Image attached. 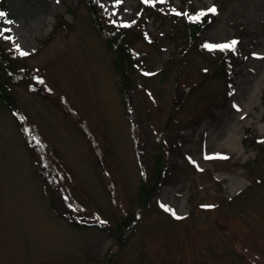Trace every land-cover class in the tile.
Here are the masks:
<instances>
[{
	"label": "rangeland",
	"instance_id": "374dc122",
	"mask_svg": "<svg viewBox=\"0 0 264 264\" xmlns=\"http://www.w3.org/2000/svg\"><path fill=\"white\" fill-rule=\"evenodd\" d=\"M95 1L139 36L129 111L84 3L3 0L0 43L28 75L11 96L45 146L30 148L0 101V264H264V0ZM212 6L180 58L186 16L173 10ZM232 40L226 76L201 77L217 53L203 45ZM160 132L165 169L142 206Z\"/></svg>",
	"mask_w": 264,
	"mask_h": 264
},
{
	"label": "trees",
	"instance_id": "16d2710c",
	"mask_svg": "<svg viewBox=\"0 0 264 264\" xmlns=\"http://www.w3.org/2000/svg\"><path fill=\"white\" fill-rule=\"evenodd\" d=\"M84 3L89 10L90 17L95 26L100 30L103 36V41L106 49L109 51L111 55L112 66L117 75V86L118 90L123 98V103L126 111H129L131 108L130 100L128 97V89L132 85V74L133 70L131 66L136 64V60L138 57H141L140 52H137L133 49V43L139 36H137L135 32V28L130 25L129 27L119 28L110 24L102 15L101 11L97 7V3L95 0H79ZM0 8L4 10L3 0L0 2ZM191 16H195L197 12L190 13L187 12ZM212 15L208 13L207 15L200 17L198 20H189L186 18V22L184 23V28L186 31L184 47H180L177 45L179 57L183 58L186 53V49L190 46H195V42L197 41L198 36L202 29L206 28L207 24L210 22ZM217 53L211 57V63L206 68L201 69V77L211 78L215 75L226 76V73L229 71L230 66H232L231 56L232 51H220L216 50ZM209 70V71H208ZM27 78L28 75L23 68H18L16 65V60L14 59L13 52L9 47L2 46L0 43V101L5 105V107L11 112V114L16 118L18 123L21 126L22 133L29 144V147L32 148L31 144H38L42 147L45 146V142L42 137L37 133V130L34 126H31L27 123V119L25 115L17 108L14 100L11 96V85L18 83L20 80ZM164 133L160 132L156 134V145H157V155L154 156V168L146 175L143 170H140V192H139V200L141 201V205L143 206L146 203L151 194L156 192V184L161 182V175L164 172L163 165V155L166 152L165 142H164ZM31 143V144H30ZM40 156L45 157L42 152H38ZM39 165V164H38ZM40 169V174L43 177V180H47L46 172ZM47 180V184L52 186L51 181ZM141 206V207H142ZM65 211V210H64ZM62 212V210H60ZM67 212V211H66ZM63 212L62 214L66 213ZM61 214V213H60ZM129 214H124L122 216H127ZM128 217V216H127ZM117 223V229H120L122 233H125V230L128 226V223L123 221ZM74 225L77 223L73 222ZM112 232H115L114 227L112 228Z\"/></svg>",
	"mask_w": 264,
	"mask_h": 264
},
{
	"label": "snow or ice",
	"instance_id": "6c2138e0",
	"mask_svg": "<svg viewBox=\"0 0 264 264\" xmlns=\"http://www.w3.org/2000/svg\"><path fill=\"white\" fill-rule=\"evenodd\" d=\"M155 2H158V3H164L165 0H155ZM122 3V0H115V5L114 6H118ZM142 3L144 4H153L154 3V0H142ZM208 13H212V14H215L216 13V8L215 6H212L210 8L207 9V11H201L199 13H197L195 16H191L189 15L188 13H180V12H177L175 10H173V14L175 15H185L188 17L189 20H198L200 17H203L205 15H207ZM113 15H115V13H113ZM7 16L6 13L4 12H0V19H4L5 17ZM5 23L7 24H12L13 21L11 20H4ZM113 24L116 23V21H112ZM120 27H129L130 25L128 24H121L119 25ZM10 31V29H3V30H0V35H3L4 32H8ZM3 38L5 40H11L12 37L11 36H3ZM238 42L236 40H232L230 42H227V43H224V44H205L203 45V47H205L206 49L210 50V51H213V50H220V51H232L235 49V46ZM16 50L19 52V55L20 56H27L28 53L25 52V51H20V46L19 45H16ZM145 75H151V73H145ZM42 83V81H41ZM234 107H236V105H233ZM239 110V109H237ZM260 142H264V141H260ZM213 157H210V156H206L205 159H212ZM220 158H225L226 157H220ZM162 207H164L165 211H172L171 209L165 207L164 205H161ZM205 207H213V206H205ZM173 216L176 218V219H182V217L180 216H176L175 212H172ZM100 223H104V221H100Z\"/></svg>",
	"mask_w": 264,
	"mask_h": 264
},
{
	"label": "bare ground",
	"instance_id": "6f19581e",
	"mask_svg": "<svg viewBox=\"0 0 264 264\" xmlns=\"http://www.w3.org/2000/svg\"><path fill=\"white\" fill-rule=\"evenodd\" d=\"M241 119L242 118H238L237 120H238V122H240L241 121ZM241 123V122H240ZM244 125V124H243ZM233 138H234V135L232 134V135H230L229 137H227V141H228V143H231L232 142V140H233Z\"/></svg>",
	"mask_w": 264,
	"mask_h": 264
}]
</instances>
